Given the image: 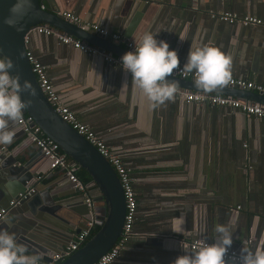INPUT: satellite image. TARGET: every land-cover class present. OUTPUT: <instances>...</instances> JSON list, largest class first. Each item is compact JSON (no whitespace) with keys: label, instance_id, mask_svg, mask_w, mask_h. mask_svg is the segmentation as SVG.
<instances>
[{"label":"crops","instance_id":"1","mask_svg":"<svg viewBox=\"0 0 264 264\" xmlns=\"http://www.w3.org/2000/svg\"><path fill=\"white\" fill-rule=\"evenodd\" d=\"M45 3L48 10L59 16L64 11L72 12L88 22L106 26L110 32L120 33L124 40H117V44L126 50L128 40L139 44L143 34L151 32L157 41H166L176 51L181 66L190 47H218L232 57V78L264 85V0H46ZM227 13L237 20L224 19ZM247 16L261 20V24L244 25L240 19ZM27 50L46 68L50 82L78 119L100 134L132 168L138 212L132 235L110 264H172L177 256L197 251L187 245L191 240L216 242L218 224L228 226L233 234V243L228 248L239 254L242 249L255 252L258 246H264V117L249 115L231 105L187 102L179 93L152 107L131 73L123 68L121 56L109 50L90 55L63 43L54 34L31 33ZM106 57H113L114 61ZM176 87L220 94L187 85ZM233 97L262 104L250 93ZM12 131L15 136L4 151L11 152L19 161L17 165L24 168L20 175L37 174L42 180L31 181L36 191L29 209L14 207L16 216L8 225L2 223L0 229L13 233L17 242L21 241L18 243L28 249L26 254H40L49 259L61 250L53 249L49 254L46 247L38 248L35 232L26 229L19 232L18 222L33 217V209L41 212L49 208L59 217L73 216L82 228L84 217L78 219L72 211L90 208L85 202L86 194L93 200L100 191L90 172L76 161L78 171L81 168L87 171L90 182L86 184V192L75 190L64 170L49 167L16 121ZM3 164L0 169H4ZM4 196L0 197V208L9 205ZM54 198L56 205L67 204L72 209L56 208L52 204ZM89 210L95 214L94 206ZM41 262L42 258L38 264Z\"/></svg>","mask_w":264,"mask_h":264},{"label":"water","instance_id":"2","mask_svg":"<svg viewBox=\"0 0 264 264\" xmlns=\"http://www.w3.org/2000/svg\"><path fill=\"white\" fill-rule=\"evenodd\" d=\"M9 20L12 22L11 24L6 23ZM39 24H46L57 31L71 34L97 46L98 50L102 52L109 50L122 57L128 51L123 49L117 44L119 42L110 36L106 37L90 30H83L56 13L48 9H42L41 0H0V55L12 60L14 66L10 69V73L18 74L21 84L25 80L31 83L30 89L21 92V98L26 104L23 112L32 116L34 123L40 126L47 136L56 141L68 156L90 172L100 191V195L93 198L95 216L101 221L100 230L79 250L60 264H94L123 235L126 215L124 191L119 176L110 162L85 136L63 120L42 91L29 60L25 41L31 28ZM167 79L176 82L177 86L187 85L192 89L202 91L194 86V80L192 79H183L173 74L168 75ZM211 92L233 95L238 98L245 97L246 93H250L256 96V101L264 104V93L249 89L242 90L237 87L220 86ZM14 123L11 122L9 125L11 130ZM6 145H0V152L2 150L0 164L4 163V169H0V197L5 194L4 197H7V200L10 201L12 200L11 197L16 196L17 198L20 192H26L28 186H30L28 184L36 179L38 175H20L24 168L17 165L19 161L12 156L11 152L4 151ZM34 193L14 207L18 208L20 206L19 208L23 211L29 209L28 205ZM52 204L56 208L72 209L67 204L64 206L61 204L56 205L55 198L52 200ZM14 207L10 209L9 214L4 218L2 226L8 225L12 222L13 216H16L17 210ZM89 209L87 207L86 210H80L79 212L73 210L72 212L78 219L84 217L86 223L87 216L90 214ZM33 212V217L28 216L18 222L17 230L19 232L25 229L27 231L33 230L36 246L40 249L46 247L45 252L47 253L53 249L62 252L64 247L73 240L74 235L79 234L86 227L85 223L82 228L80 224H76L73 216L65 214L59 217L51 212L49 208L47 210L42 209L41 212L33 209ZM77 226L79 227L77 228ZM18 242L22 243L19 240ZM39 256L42 258V262L50 261L52 258L48 259L40 254Z\"/></svg>","mask_w":264,"mask_h":264},{"label":"built area","instance_id":"3","mask_svg":"<svg viewBox=\"0 0 264 264\" xmlns=\"http://www.w3.org/2000/svg\"><path fill=\"white\" fill-rule=\"evenodd\" d=\"M46 0H41V8L47 9L45 3ZM64 19L69 22L78 25L83 30H90L97 34H102L104 36H110L114 40H122V36L117 32H110L106 26L99 23H91L83 19L81 16L76 15L72 12L64 11L60 14ZM223 18L229 20L230 22H235L237 17L232 14L223 15ZM244 25L250 24H261V20L247 16L240 19ZM31 33H44L47 35H56L63 43L73 45L80 50L88 52L90 55H96L98 49L89 43L74 37L71 34L56 31L52 27L46 24H39L31 28L29 33L26 35L25 41L26 45L29 40V35ZM124 40V39H123ZM137 44L134 41H127V50L133 51ZM29 60L33 66V71L37 76L38 82L44 94L46 95L48 101L52 104L54 109L58 114L61 115L63 120L68 122L74 129H76L81 135L93 144L98 151L110 162V164L116 170L119 179L121 181L125 201H126V215L125 222L123 226V235L120 237L119 241L106 253L104 254L96 263L94 264H110L113 262L120 254L121 247L127 241L128 237L132 235L134 222L136 220L138 212V201L137 194L133 184L132 178V168L127 165L122 156L118 151L111 148L105 139L93 130L88 124L80 121L77 114L70 108V106L63 100L62 96L58 92L57 88L50 82L47 75L46 68L36 60L30 52H28ZM110 61H114L113 57H106ZM183 66L178 65L176 69L173 70V75L179 76L183 79L195 80L194 71L192 73H186L180 71ZM229 87H237L242 90H253L256 92L264 93V85L257 83L255 81H247L244 79L232 78L229 82L224 85ZM176 93H179L181 97L187 102H198V103H211L219 105H231L241 111L249 114L256 115L259 117H264V105L259 103H248L242 102L233 96H223L220 94H205L203 92L192 91L188 89H178L176 87ZM21 131L24 133L26 138L31 141L40 150L41 154L49 162V167L52 170L61 169L65 171L66 178L72 187L79 192H86L88 186L84 183L78 176V164L75 161L69 159L67 153H65L60 145L54 141L52 138L47 136L42 128L34 123L32 116L24 113L22 111V116L19 121H16ZM42 180V176L38 175L35 181ZM36 188L31 185L28 186V190L24 193H20L17 198L10 200L9 205L0 208V225L2 224L4 218L10 212V209L17 206L23 199L27 198L30 194L34 193ZM86 194V193H84ZM86 204L92 208L93 200L86 194L85 199ZM101 221L96 218L95 214L90 211L87 216L85 223V228L77 234L74 239L64 248L61 253L55 254L50 261H43L40 264H59L68 257H70L74 252L79 250L83 244L87 241V238L91 231L98 225ZM205 243L210 244L202 238H195L188 242V246L192 249L198 250ZM242 254H239L236 250L228 248L224 259L236 263L242 264Z\"/></svg>","mask_w":264,"mask_h":264},{"label":"clouds","instance_id":"4","mask_svg":"<svg viewBox=\"0 0 264 264\" xmlns=\"http://www.w3.org/2000/svg\"><path fill=\"white\" fill-rule=\"evenodd\" d=\"M11 24L12 22L6 21ZM183 39V37H180ZM125 70L131 73L134 83L146 95L152 107L171 100L176 92V82L166 80V76L180 64L177 53L170 49L164 40L145 32L139 45L121 57ZM232 57L224 54L218 47L203 45L190 47L187 60L180 71H194V86L204 92H211L226 85L231 79ZM10 58L0 55V145L11 144L15 132L9 127L11 122L19 121L26 104L21 92L31 88L27 80L20 83L18 74L10 73L13 68ZM219 234L216 242L205 243L192 254L177 256L172 264H226L224 255L233 243L232 232L228 226L216 225ZM26 246L17 242L15 235L0 229V264H38V254H26ZM242 264H264V246L255 252L242 249Z\"/></svg>","mask_w":264,"mask_h":264},{"label":"trees","instance_id":"5","mask_svg":"<svg viewBox=\"0 0 264 264\" xmlns=\"http://www.w3.org/2000/svg\"><path fill=\"white\" fill-rule=\"evenodd\" d=\"M70 160H72V158L70 156H68ZM78 176L79 178L86 184H88L90 182V177L88 178V173L87 171H85L83 168H81L79 171H78ZM100 225L96 226L92 231L91 233L89 234L88 238H87V241H89L99 230H100ZM86 241V242H87ZM85 242V243H86ZM84 243V244H85ZM83 244V245H84ZM60 264V263H59Z\"/></svg>","mask_w":264,"mask_h":264}]
</instances>
